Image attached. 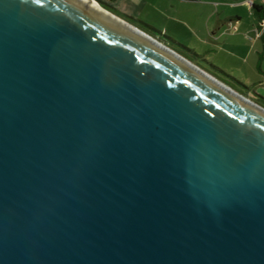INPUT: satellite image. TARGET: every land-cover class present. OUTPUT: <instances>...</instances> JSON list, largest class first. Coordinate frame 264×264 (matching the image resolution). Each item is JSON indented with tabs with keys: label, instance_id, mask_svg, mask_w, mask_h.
Here are the masks:
<instances>
[{
	"label": "water",
	"instance_id": "water-1",
	"mask_svg": "<svg viewBox=\"0 0 264 264\" xmlns=\"http://www.w3.org/2000/svg\"><path fill=\"white\" fill-rule=\"evenodd\" d=\"M107 12L0 0V264H264V107Z\"/></svg>",
	"mask_w": 264,
	"mask_h": 264
},
{
	"label": "crops",
	"instance_id": "crops-1",
	"mask_svg": "<svg viewBox=\"0 0 264 264\" xmlns=\"http://www.w3.org/2000/svg\"><path fill=\"white\" fill-rule=\"evenodd\" d=\"M102 1L121 17L133 21L136 27L142 24L158 31L147 24H152L149 20H155L161 24L166 23L163 24L166 33L164 35L172 28L178 31L187 30L198 37L200 43L204 42L201 39L207 38L210 46L211 43L214 44L215 51L224 53L219 62L208 61L205 55H198L195 50L192 52L198 61H206L214 69L227 74L223 64L231 60V63L235 61L243 64L252 71L251 75L255 78L261 79L260 74H264V0ZM255 6L261 10H257ZM192 62L215 77L200 62ZM215 62L218 66L212 64Z\"/></svg>",
	"mask_w": 264,
	"mask_h": 264
},
{
	"label": "rangeland",
	"instance_id": "rangeland-1",
	"mask_svg": "<svg viewBox=\"0 0 264 264\" xmlns=\"http://www.w3.org/2000/svg\"><path fill=\"white\" fill-rule=\"evenodd\" d=\"M124 20L135 25V23L131 20H128L126 18H124ZM149 21L153 25L150 23H147V24L155 28L158 31L149 29L148 27H145L142 24H138V27L142 31L150 35L151 37L154 36L153 38L160 39L161 41H163V44L170 46V48H172L176 52H179L183 56H186V58H188L191 62L192 60H194L195 62L196 61L200 62L198 61L199 59L196 57V55L190 52L193 50H195L198 53V55H205L206 56L205 58L208 61L213 60V61L219 62V60L224 56V53L220 54V52L215 51L214 46H213L214 44L211 43V46L208 44L209 41L207 38L201 39L204 42L200 43L199 38L191 35L187 30L178 31V29L174 30L172 28H169L167 35H164L166 34L165 29H164L165 28L164 25H166V23L161 24L159 22H156L155 20H149ZM154 25L157 27H155ZM183 46H185L187 49H185ZM216 62L212 64L218 66ZM262 62L264 64V59L262 60ZM200 63L202 66L207 68L211 74H213L216 78H218L219 81L221 80L220 82L224 83L225 85L230 87L235 92L245 96L246 98L264 107V74H260L262 75L261 79L255 78L251 75L252 73L251 70L246 69V67L243 64L241 65L238 62L234 61L231 63V60L228 63L223 64L224 66H226L225 70L229 72V73L227 72V74L217 69H214L213 67L210 66L209 63H206V61L202 60V62ZM199 68L205 71L201 67ZM262 71L264 72V70Z\"/></svg>",
	"mask_w": 264,
	"mask_h": 264
},
{
	"label": "trees",
	"instance_id": "trees-1",
	"mask_svg": "<svg viewBox=\"0 0 264 264\" xmlns=\"http://www.w3.org/2000/svg\"><path fill=\"white\" fill-rule=\"evenodd\" d=\"M100 4H101V6L102 7H104L105 9H107V10H109L110 12H112L113 14H115V15H117V16H119V17H121L120 15H118L117 13H115L114 11H113V9L106 3V2H104V1H102V0H97ZM112 1V0H111ZM255 8L257 9V10H261L260 9V7H257V6H255ZM122 18V17H121ZM124 19V18H123ZM158 39V38H157ZM159 41H161L160 39H158ZM162 43H163V41H161ZM166 45V44H165ZM168 46V45H167ZM182 46V45H181ZM168 47H170V46H168ZM184 47V46H183ZM185 49H187L186 47H184ZM172 49V48H171ZM190 51V50H189ZM192 54H194L192 51H190ZM179 53V52H178ZM180 54V53H179ZM183 56V55H182ZM185 57V56H184ZM186 58V57H185ZM188 59V58H187ZM189 60V59H188ZM254 102V101H253ZM256 103V102H255ZM258 104V103H257ZM260 105V104H259ZM261 106V105H260ZM263 107V106H262Z\"/></svg>",
	"mask_w": 264,
	"mask_h": 264
},
{
	"label": "bare ground",
	"instance_id": "bare-ground-1",
	"mask_svg": "<svg viewBox=\"0 0 264 264\" xmlns=\"http://www.w3.org/2000/svg\"><path fill=\"white\" fill-rule=\"evenodd\" d=\"M89 5H91L94 8H99L101 11H103L104 13L108 14V12L101 6L99 5L97 2L95 1H90V0H85ZM109 16H111L110 14H108ZM112 17V16H111Z\"/></svg>",
	"mask_w": 264,
	"mask_h": 264
}]
</instances>
